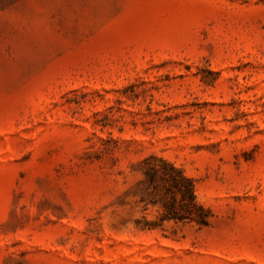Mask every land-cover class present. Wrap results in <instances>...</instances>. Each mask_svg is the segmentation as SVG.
<instances>
[{"label":"rangeland","instance_id":"obj_1","mask_svg":"<svg viewBox=\"0 0 264 264\" xmlns=\"http://www.w3.org/2000/svg\"><path fill=\"white\" fill-rule=\"evenodd\" d=\"M0 264H264V0H0Z\"/></svg>","mask_w":264,"mask_h":264},{"label":"trees","instance_id":"obj_2","mask_svg":"<svg viewBox=\"0 0 264 264\" xmlns=\"http://www.w3.org/2000/svg\"><path fill=\"white\" fill-rule=\"evenodd\" d=\"M142 165L145 176L142 199L160 205L162 221H193L201 226L209 225L211 210L197 199L194 181L182 168L155 154L144 158Z\"/></svg>","mask_w":264,"mask_h":264}]
</instances>
